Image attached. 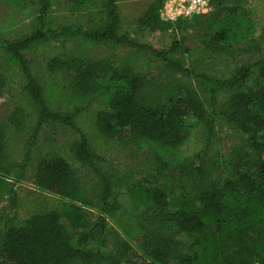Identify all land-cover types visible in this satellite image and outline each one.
<instances>
[{"label": "trees", "instance_id": "1", "mask_svg": "<svg viewBox=\"0 0 264 264\" xmlns=\"http://www.w3.org/2000/svg\"><path fill=\"white\" fill-rule=\"evenodd\" d=\"M162 1L151 0L142 25L174 33L201 25L202 43L227 54L232 67L191 71L175 56L181 33L163 50L129 38L119 0H0L7 10L0 19V92L11 78L25 79L8 124L0 121V194L12 195L10 175L21 178L30 167L29 151L14 161L7 143L31 112L33 137L46 123L78 134L70 158L56 149L39 164L40 196L14 205L21 211L0 236L7 264H264V17L257 29L239 21L257 15L252 0H212L208 14L167 22L158 15ZM57 10L85 14L86 23L57 25ZM93 46L151 55L165 69L163 80L130 59L92 55ZM33 54L46 76L41 81L30 72ZM221 91L226 108L217 106ZM219 116L241 137L227 150L216 140ZM124 141L149 155L146 167L131 172L116 164L101 173L96 162L111 159ZM73 162L99 177L97 213ZM122 207L131 218L122 231L132 244L118 233L110 242L106 232L105 216ZM133 246L140 259L131 257Z\"/></svg>", "mask_w": 264, "mask_h": 264}, {"label": "rangeland", "instance_id": "2", "mask_svg": "<svg viewBox=\"0 0 264 264\" xmlns=\"http://www.w3.org/2000/svg\"><path fill=\"white\" fill-rule=\"evenodd\" d=\"M264 0H252V7L256 8L257 15H250L248 19L243 15L239 17V21H243L245 25L249 24L251 27L260 29V19L264 17ZM151 0H119L118 7L121 19V31L127 34V36L138 43L148 44L152 47L163 50L167 49L174 38L180 40L181 32L174 33L172 30H152L151 28L142 25L140 23V17L146 10ZM251 6V4H249ZM250 6L247 5V8ZM6 7L0 2V19L6 14ZM85 14L65 12L63 10H57L56 21L57 25H79L86 23ZM191 24H194L191 23ZM194 24L192 27H188L186 31L181 34L184 36L183 45L176 51V58L183 62L187 67L194 70V72H203L208 74H217L218 71H228L232 65L230 58L223 52H215L207 48L198 34V29L201 25ZM21 28H25L24 24L20 25ZM261 32H256V37H260ZM182 43V42H181ZM70 44L76 45L73 40ZM92 55L98 54L100 57H106L116 59L118 63H121L125 59L135 61V66L144 69L149 75H153L154 79L158 82L163 80L165 75V69L162 63L157 61L153 56L146 55L145 53H138L129 48H118L117 50L110 52L103 47L93 46L89 48ZM29 57V56H28ZM6 68V64L2 59L0 52V73ZM30 72L38 80L46 78L42 68V63L39 59L35 58L29 63ZM191 70V71H193ZM9 73V71H8ZM7 73V74H8ZM220 73V72H219ZM178 77H182L180 73H177ZM190 80L192 83H196L195 78L190 74ZM189 80V81H190ZM25 82V79L20 75H17L11 80H8L0 92V121L8 124L9 114L18 106L19 99L17 93L19 92L20 85ZM200 94L207 100V94L205 91ZM228 105V96L222 91L218 93L217 106L219 108H226ZM36 115L33 112L27 118V124L20 133H9L8 136V153L12 156V160L20 161L23 154L28 150L30 156V167H28L26 173L21 178L13 177L10 175L9 180L12 181V187L14 193L11 195L7 193L0 194V236L3 230L8 227L16 213L21 210L15 209L14 205L17 203H26L29 200L38 198L42 193V189L36 185V173L41 161L54 153L56 149H61L69 156V147L71 143L78 138V134L70 130L68 127H63L56 123H46L38 131L36 137L32 136V127L34 126ZM216 140L224 147L228 149L229 145L235 144L241 140L239 133L232 125L225 121L221 116L216 118ZM149 155L143 151H136L135 144L124 141L119 144L117 149L113 152L111 159L106 161L96 162L98 170L107 175L113 171V165L120 164V166H126L131 172H137L144 169L149 162L147 160ZM14 165L19 166V162H12ZM76 176L84 187L86 192L92 199V211L98 212V196L100 194L99 177L95 171L88 166H81L79 163H72ZM121 170V169H119ZM115 211L111 216H105L106 218V232L110 242H114V234L118 233L121 237H125L127 241L132 240L125 236L122 231L123 226L130 222V216L123 209ZM143 211V210H142ZM138 212L136 216H133V220H139ZM134 243V242H133ZM131 257L133 259H140V252L135 246L132 247ZM0 264H7L2 257H0Z\"/></svg>", "mask_w": 264, "mask_h": 264}, {"label": "built area", "instance_id": "3", "mask_svg": "<svg viewBox=\"0 0 264 264\" xmlns=\"http://www.w3.org/2000/svg\"><path fill=\"white\" fill-rule=\"evenodd\" d=\"M212 0H163L158 10L159 18L175 22L181 18L208 14L212 10Z\"/></svg>", "mask_w": 264, "mask_h": 264}]
</instances>
